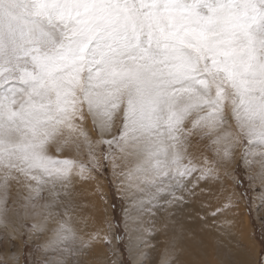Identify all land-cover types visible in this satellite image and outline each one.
<instances>
[{
    "label": "snow or ice",
    "instance_id": "obj_1",
    "mask_svg": "<svg viewBox=\"0 0 264 264\" xmlns=\"http://www.w3.org/2000/svg\"><path fill=\"white\" fill-rule=\"evenodd\" d=\"M237 151L264 188V0H0V243L19 240L37 264H85L75 184L107 169L120 216L102 239L125 243L127 264H187L175 237L158 261L152 241L232 175ZM254 248L218 264H264Z\"/></svg>",
    "mask_w": 264,
    "mask_h": 264
},
{
    "label": "rangeland",
    "instance_id": "obj_2",
    "mask_svg": "<svg viewBox=\"0 0 264 264\" xmlns=\"http://www.w3.org/2000/svg\"><path fill=\"white\" fill-rule=\"evenodd\" d=\"M89 125L92 127V120L88 119V128ZM96 139V135L92 134V140L95 141ZM198 141L199 137L193 138V143L195 145ZM204 143L207 142H200L199 151L203 152L205 156L209 157V160L211 162V160L215 158L214 153L204 148ZM93 150L97 155H100V146L93 144ZM78 158L84 161L88 159L87 147L84 148ZM236 164H239L238 168L235 167ZM228 168L229 171L232 172L231 176H225L223 170H221L219 179L209 181L206 186H204L202 182L204 191L200 193L198 190L197 196L195 197L197 201L196 205H198V208L194 211V216H196L197 219L201 222L204 221V218L206 216L207 222L211 227L210 230L215 233L214 243L212 242V246L213 259L217 264L221 259L223 252L227 251L228 249L236 248L238 244H254V252L256 253L264 250V203H262L260 199L261 194H264V188L261 187L259 180L247 179L248 170L245 168L244 163L239 160L238 151L234 163L232 165H229ZM252 171H258V167L253 166ZM235 178L244 179L243 187H234L233 179ZM111 181L112 177L109 171L107 169H103L102 174H100L96 178L90 179L86 182L77 180L75 184V199L78 207L75 208L73 212V215L76 218L74 220V227L76 228L77 236L84 239L85 241H88V248L85 250V254L81 256V259L85 262V264L104 263L105 259H103V262L101 261V263L99 261V257L101 255L99 248L104 250L108 258L116 251L118 253L119 264H121V262H123V264H127L128 260L130 259L125 247V243L105 242L103 239L95 238V236L93 235L96 233L95 230L86 233L87 230L82 228L83 224L90 223L94 220V213L91 208L94 197L97 198L100 203L102 202L101 204L102 206H104L102 207L103 214L106 213V208H109L110 213L108 214V216H104L105 222L107 220L118 218L120 216V200L117 199L116 189L112 187ZM245 190L247 194V204L245 203V198L240 195L241 193L245 192ZM226 194L236 195L235 197L233 196L234 206H231L228 210H226L223 216H211V209L224 203V195ZM201 217H203V219H201ZM243 222L248 223V233H240L239 235L240 231L237 232L235 227L239 230L243 228L242 231H244L245 228L241 224ZM93 225L94 223L92 224V226ZM120 231H123L122 227ZM24 238L27 239V237ZM157 238L158 237H156V239L152 241V244H158L159 240H157ZM41 242L42 240L37 241V243ZM15 243V247H8L3 243H0V264H37L38 255L36 253L32 252L30 248L23 247L20 244L19 240H17ZM15 248L18 250V256L17 253H15ZM9 253L15 254V262L9 259ZM238 258L243 259L244 257L241 256ZM104 264L109 263L107 262ZM145 264H149L148 260L145 261Z\"/></svg>",
    "mask_w": 264,
    "mask_h": 264
},
{
    "label": "bare ground",
    "instance_id": "obj_3",
    "mask_svg": "<svg viewBox=\"0 0 264 264\" xmlns=\"http://www.w3.org/2000/svg\"><path fill=\"white\" fill-rule=\"evenodd\" d=\"M89 120H91V118H89ZM89 128H91L90 125H89ZM193 145L195 146L194 143ZM233 196L235 197L236 195L233 194ZM196 202L197 201L194 197L192 203L185 207L184 212L181 213L179 216L174 217L175 223L170 221L167 230L157 236L158 237L157 240H159L157 244L158 248H157V251L150 252L151 259L158 261L159 252L167 245V243L171 239L175 237L182 244L183 249H184L181 255L182 261L187 262V264H193V262H195V264H217L216 261L213 259V246H212V242L214 243L215 233H213L210 230L211 227L207 222L206 216L203 222H201L200 220L197 219L196 216H194V211L198 208V205H196ZM101 203L97 198L95 197L93 198V203H92L91 208L94 213V216H93L94 220L92 222L89 221L90 223L83 224L82 228L87 230L86 233L92 232L94 230L95 232L99 231V236L102 239V237L105 235V232H106L104 218L108 216L110 212H109V208H106V213L103 214L102 207L104 206H102ZM93 223L94 225L92 226ZM241 224L244 226L245 230L242 231L243 228L239 230L234 225L236 231L237 232L240 231L239 235L240 233L247 234L248 233V223L243 222ZM181 227L184 229V231H181ZM250 239H249V242H250ZM15 251H16L15 253H17V256H18V250L16 249ZM99 251L101 253L99 257L100 263L101 261L103 262V259H105L106 262L104 261V263L108 262L109 264H114L115 262V264H119L118 253L116 251L109 258L107 257V254L104 252L103 249L99 248Z\"/></svg>",
    "mask_w": 264,
    "mask_h": 264
}]
</instances>
